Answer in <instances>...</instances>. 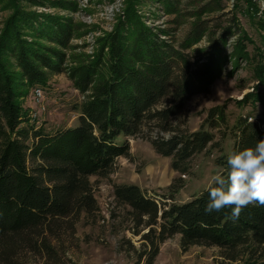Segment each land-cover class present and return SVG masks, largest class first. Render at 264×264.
<instances>
[{"label":"trees","instance_id":"16d2710c","mask_svg":"<svg viewBox=\"0 0 264 264\" xmlns=\"http://www.w3.org/2000/svg\"><path fill=\"white\" fill-rule=\"evenodd\" d=\"M159 1L167 13H176L172 0ZM244 2L246 14L254 18L252 1ZM49 4L76 10L68 1ZM135 4L134 0L125 1L124 20L99 39L91 58H68L66 52L71 50L70 41L79 35L80 25L71 18L27 10L20 0H0L1 9L10 11L0 30V264H9L10 254L19 245L50 255L47 237L52 236L54 223L98 212L89 178L106 176L117 158L127 157V139L138 137L144 125L154 122L158 134H170L168 140L153 138L151 145L158 155L170 157L172 170L182 175L190 159L212 144L210 132L179 133L170 121L192 97L207 93L224 76L229 60L237 69L239 62L251 59L247 51L251 40L240 31L235 16L218 37L197 19L176 48L143 25ZM222 10L221 2L216 1L192 16L200 18ZM258 25L264 28L261 22ZM236 34L233 51L225 57L227 39ZM207 36L204 61L194 66L186 50ZM258 60L254 76L264 85V59ZM61 73L67 74L82 97L78 125L47 133L31 122L20 101L29 88L41 89L50 75ZM257 101L259 97L250 93L239 104ZM206 118L210 130L225 125L224 105L211 108ZM234 132L231 153L254 148L264 140V124L248 117L237 120ZM220 165L226 176L227 158ZM113 197L117 205L130 210L136 227L149 229L142 239L149 247L142 255L148 257V263L156 258L159 245L175 236L180 237L184 251L193 246L217 247L225 252V258L235 261L246 248L260 253L264 260V206L249 204L238 218L232 217V207L207 212L208 187L177 205L159 204L133 185H115Z\"/></svg>","mask_w":264,"mask_h":264},{"label":"rangeland","instance_id":"374dc122","mask_svg":"<svg viewBox=\"0 0 264 264\" xmlns=\"http://www.w3.org/2000/svg\"><path fill=\"white\" fill-rule=\"evenodd\" d=\"M31 1L43 2V7H30ZM54 1L70 2L75 11L51 8ZM125 1L127 0H20L27 10L37 13L59 15L71 18L74 24L81 26L79 35L70 41L68 58L92 57L99 47V39L111 33L118 21L124 20ZM135 11L145 27L151 29L160 40L178 47L191 29L192 23L200 19L215 31L218 37L220 29L227 28L233 16L251 40L247 51L251 59L244 60L237 69L228 61L220 79L210 86L205 94L191 98L170 126L179 133H194L203 129L214 136L212 144L202 153L194 155L187 164V172L182 175L172 170L170 157L158 155L151 140L158 136L154 122L142 127L141 133L134 139H127L129 151L127 157L115 160L110 172L104 177L89 178L91 190L98 206V212L77 220L67 218L57 221L52 227L53 234L48 236L50 255L45 251L31 252L25 245L17 246L10 254L9 264H262L260 253H251L246 248L237 260L224 257L225 252L217 247L193 246L184 251L180 246V237L175 236L159 245L158 254L152 263L142 256L149 250L142 239L149 229L136 227L130 210L117 205L113 197L115 185L137 186L147 197L161 203L183 204L205 190L212 175L222 169L220 163L234 149V127L237 120L248 117L250 121L264 124V85L254 76L258 59H264V0H251L255 14L250 18L246 14L244 0H172L175 14H169L159 0H134ZM221 2L222 11L207 12L198 18L192 15L204 6ZM10 11L0 7V30L2 22ZM239 31V32H240ZM239 34L227 39L225 57H229ZM231 38V39H230ZM209 46L208 36L186 50L192 57L194 66L202 63L203 50ZM258 52L260 55H258ZM70 64L68 63L67 66ZM43 98L37 101L34 88L27 90L26 98L20 102L28 111L31 122L47 133L78 125L81 95L69 81L66 73L52 74L48 84L41 87ZM257 95L259 101L240 105L246 94ZM225 107L226 124L210 130L204 121L207 112L216 106ZM159 130V129H158ZM122 141V140H121Z\"/></svg>","mask_w":264,"mask_h":264},{"label":"clouds","instance_id":"9594fccd","mask_svg":"<svg viewBox=\"0 0 264 264\" xmlns=\"http://www.w3.org/2000/svg\"><path fill=\"white\" fill-rule=\"evenodd\" d=\"M231 39V38H230ZM164 140L171 138L162 132ZM228 170L220 169L212 175L208 185L210 202L207 212L232 207V217L238 218L242 208L249 204L264 206V140L234 152L227 157Z\"/></svg>","mask_w":264,"mask_h":264},{"label":"built area","instance_id":"2783aa9c","mask_svg":"<svg viewBox=\"0 0 264 264\" xmlns=\"http://www.w3.org/2000/svg\"><path fill=\"white\" fill-rule=\"evenodd\" d=\"M34 96L37 101H40L43 98V92L42 89L36 88L34 89ZM251 119H249L250 121Z\"/></svg>","mask_w":264,"mask_h":264}]
</instances>
